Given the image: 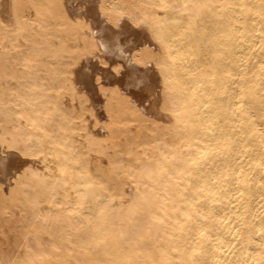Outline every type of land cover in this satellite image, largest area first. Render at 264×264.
<instances>
[{
  "label": "snow or ice",
  "instance_id": "obj_1",
  "mask_svg": "<svg viewBox=\"0 0 264 264\" xmlns=\"http://www.w3.org/2000/svg\"><path fill=\"white\" fill-rule=\"evenodd\" d=\"M20 7L13 3L15 16L8 21L0 19V33L6 37L0 41V71L8 82L0 100V176L20 173L23 179L30 173L37 175L26 167L28 161L47 160L53 149L60 147L53 130L54 117L60 125L71 123L60 97L71 95L75 105L77 95L86 93L79 95L83 110L88 96L96 94L98 88L107 95L104 83L113 71L120 72L112 68L115 61L108 62L109 52L127 59L129 65L138 62L130 54L125 57L131 50L116 39L130 31L121 22L124 19L133 28L151 31L166 49L167 59L159 65L164 79L163 110L170 111L184 129L175 144L146 145L141 153L143 160L138 158L126 167L110 162L116 169L113 182L94 174L86 157H73L69 162L66 155L56 154L54 159L61 162L52 181L47 210H21L19 218L5 226V234L12 231L25 255L0 260V264H134L131 247L141 223L150 232L155 231L157 241L179 257L170 264H206L199 256L215 250L220 243L213 231L216 224L227 223L238 211L234 201L248 211L241 190L248 188L245 161H249L251 171L252 154L256 153L264 168V104L258 113L253 105H245L243 95L230 98L227 108L223 102L217 103L207 91L210 81L215 90L212 72L216 68L208 62L207 53L214 51L220 61L235 58L251 62L255 56L264 68V0L255 13L243 0H166L147 5L162 9V16L145 14L139 7L129 12L100 0H77L70 19L62 15L54 22L55 27L75 29L86 38L83 53L78 49L64 64L63 86L58 90L49 88L44 72L49 59L59 54L45 43L52 39L51 25L39 19L37 12V20L29 29V21L18 11ZM89 25L104 27V39L97 41L104 57L87 46V37L100 35ZM177 41L180 46L174 50L172 44ZM85 56L89 63L80 64ZM178 64L186 65L184 87L188 91L181 111L169 108ZM149 87L142 77L129 74L127 90L142 93V106L148 101L137 111L160 118V89L155 86L153 97L150 90L146 91ZM148 148H154L157 155H150ZM121 178L135 185L141 211L135 217L129 214L117 225V200L122 205L124 198L114 182ZM259 179L264 188V174ZM215 231L219 233V229Z\"/></svg>",
  "mask_w": 264,
  "mask_h": 264
},
{
  "label": "bare ground",
  "instance_id": "obj_2",
  "mask_svg": "<svg viewBox=\"0 0 264 264\" xmlns=\"http://www.w3.org/2000/svg\"><path fill=\"white\" fill-rule=\"evenodd\" d=\"M166 0H100V3L118 6L119 10L133 12L139 10L145 14L164 15L162 9H152L147 7L150 4H160ZM252 7V12L259 10L261 0H243ZM19 4L20 15L24 17L31 29L32 21L43 20L46 25H51L49 35L51 41H45L51 45L54 54L44 68L45 78L48 86L52 90H58L63 86L64 64L70 61L79 49L83 53L85 48V36L82 32L78 33L75 29H60L54 26L56 19L62 15L71 18L74 5L77 0H0V19L10 20L15 16L11 5ZM36 5L39 8L35 7ZM99 11V5H97ZM259 20V17H254ZM127 24L128 30L121 33L116 39L121 46L130 48V53L125 52V57L129 54L138 62L128 64L127 59L113 56L111 52L107 54L108 62L112 63V68H119L120 72L113 71L110 80L104 83V92L97 89L96 94L88 96V102L83 110L80 108L79 93L76 103L73 104L71 95L60 97L61 105L65 115L71 117V123L60 125L58 119L54 117L55 123L53 130L58 136L57 143L59 148L53 149L48 155L47 160H29L26 167L31 168L37 175L31 173L21 178L20 173L15 175L0 176V260L22 258L25 254L21 246L17 243L16 236L9 229L5 234V226L14 223L19 218L21 210L35 208L37 211H46L48 208L47 200L51 194L53 178L58 174L57 165L61 161L54 159L56 154L66 155L69 162L73 157H86L90 162L91 171L108 178L113 182V172L116 169L110 166L122 164L125 167L129 162L135 163L141 155L146 145H157L161 142L175 144L178 137L182 134L184 125L178 123L170 111L164 109V79L162 69L159 66L167 59L166 49L153 38L151 31L147 29H136L131 26V22L126 19L121 21ZM39 28V25L36 26ZM93 31H99L97 37H87L88 48L97 55L104 57L105 53L97 48V41L104 39V27L97 29L94 25H89ZM6 39L0 33V41ZM63 45V48L59 46ZM179 42H173V49L179 48ZM207 60L210 64H215L216 68L212 74L215 76V90L208 84L207 91L214 96L217 103L223 102L225 108L228 106L229 99H235L237 95H243L244 103L251 104L259 113L264 104V68H261L257 58L252 57L251 62L245 59L240 62L235 58L220 61L214 51L207 53ZM80 64L87 65L88 58L85 56L79 61ZM91 63L95 64L93 60ZM183 67L177 65L175 69L174 83L170 93L169 108L175 107L177 111L183 110L187 102L188 91L184 87L187 84ZM129 74L142 77L144 82L150 87L152 96H155V86L160 89V109L159 117L151 115L145 116L137 109H141L148 104L144 101L142 106L139 99L142 93L138 91L130 92L126 85ZM241 77H243L241 79ZM75 82V76L73 77ZM8 82L4 79L3 72L0 71V100L3 99ZM132 101V103H129ZM155 107V105H154ZM55 112V109H53ZM60 127L64 131H60ZM81 129L87 135H82ZM3 135V129H0ZM261 150L259 141H256V151ZM150 155L155 156L157 152L154 148H148ZM249 161H245V173L248 188L244 191L242 202L248 209L245 212L240 203H236V211L227 223L216 224L213 235H219L220 243L215 246V250L209 251L199 259L206 264H264V188L260 187L259 176L264 174V168L260 166V159L256 153L252 154L251 171L248 169ZM124 201L117 200L118 208L114 214L117 225L121 221H126L129 214L141 211L140 202L137 199L136 187L133 183L124 178L115 180ZM63 194L61 193V196ZM5 213L8 214L7 219ZM128 227V224H124ZM219 229V233L215 231ZM130 259L134 264H170L177 261L179 257L167 249V246L156 239L155 231H149L145 223H141L140 230L133 238ZM186 259H191L187 256Z\"/></svg>",
  "mask_w": 264,
  "mask_h": 264
}]
</instances>
